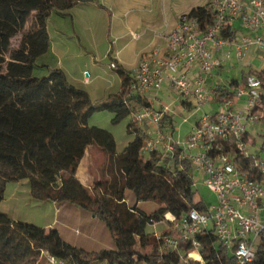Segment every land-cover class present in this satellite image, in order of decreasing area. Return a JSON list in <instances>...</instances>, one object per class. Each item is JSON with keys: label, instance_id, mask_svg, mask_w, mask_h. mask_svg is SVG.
Here are the masks:
<instances>
[{"label": "trees", "instance_id": "trees-1", "mask_svg": "<svg viewBox=\"0 0 264 264\" xmlns=\"http://www.w3.org/2000/svg\"><path fill=\"white\" fill-rule=\"evenodd\" d=\"M81 1L89 0H0V200L5 181L28 178L34 196L72 201L100 218L111 232L115 246L85 250L64 240L56 227L46 229L34 223L13 220L0 211V264H31L29 260L42 248L89 264L102 257L121 264H182L177 252L158 250L155 236L148 234L145 226L148 222L160 220L166 212L180 216L191 208H206V201L194 200L192 163L181 156L179 147L172 152L153 150L143 153L145 131L131 120L127 129L133 138L122 153L115 155L113 134L88 123V118L96 110L111 111V122L117 123L131 110L151 104L139 94L126 98L131 75L116 65L122 79L121 90L93 102L86 90L70 83L59 67L51 68L46 75L32 74L36 56L48 47L46 20L49 13L54 9L63 11ZM33 11L31 27L22 35L18 48H11L12 37L23 28ZM189 13L199 16L202 26L211 21V13H207L203 5L192 8ZM222 33L229 37L235 34V30L228 24ZM6 55L11 60L27 61L24 63L25 72L16 74L9 66L5 73H1ZM250 72L260 78L264 92V66L250 68ZM248 75L231 76L225 82L218 81L209 86L211 99L221 104L246 83ZM262 97L264 99V93ZM163 120L173 133V118L168 111ZM261 122L264 124V115ZM89 143L99 145L117 159L116 179H100L91 186L79 180L76 168ZM53 144L61 158L58 187L34 173L36 170L43 174L49 169ZM225 150L238 164H246L251 159L244 157L234 145L226 144ZM127 189L133 191L137 200L152 199L159 207L147 214L129 204L125 199ZM197 237L202 242L199 251L202 261L190 260V264H236L232 253L219 243L212 229L199 233ZM179 248L192 251L189 242L181 241ZM190 256L197 257L194 252ZM245 264H264V232L259 237L254 258Z\"/></svg>", "mask_w": 264, "mask_h": 264}, {"label": "built area", "instance_id": "built-area-1", "mask_svg": "<svg viewBox=\"0 0 264 264\" xmlns=\"http://www.w3.org/2000/svg\"><path fill=\"white\" fill-rule=\"evenodd\" d=\"M203 7L211 13V21L204 26L199 16L188 12L180 15L173 28L160 31L165 42L163 53L138 61L125 94L126 98L136 94L145 97L161 89L167 80L183 98H193L196 110H202L183 139H175L164 127L167 106L157 109L146 104L130 112L131 121L146 134L141 150L172 152L179 147L181 156L201 172L203 182L216 196L202 210L191 208L180 216L166 212L158 221H164L167 228L153 232L158 250L177 252L182 264L202 261V242L197 235L212 229L219 243L232 253L235 263L245 264L254 258L264 232V157L243 148L248 138L246 124H253L264 115L260 78L249 74L246 83L216 110L206 111L203 107L211 99L209 79L220 63L215 51L229 47L240 61L250 46L264 51V0H210ZM233 19H239L245 32L224 36L222 32ZM110 65L115 67L113 61ZM226 144L236 146L244 157L251 159L238 164L225 150ZM181 241L189 242L192 251L179 248ZM40 252L47 264H89L58 256L46 248ZM192 252L197 257H191ZM91 264L121 263L102 257Z\"/></svg>", "mask_w": 264, "mask_h": 264}, {"label": "crops", "instance_id": "crops-1", "mask_svg": "<svg viewBox=\"0 0 264 264\" xmlns=\"http://www.w3.org/2000/svg\"><path fill=\"white\" fill-rule=\"evenodd\" d=\"M208 1L210 0H89L77 2L63 11L54 9L49 13L46 20L48 47L46 51L36 56L33 62L32 74L37 76L46 75L51 68L59 67L64 71L70 83L86 90L93 102L106 99L110 94L117 93L122 88V79L116 70V65H120L131 75L133 68L142 57L163 53L165 42L163 37L159 34L160 31L173 28L181 14L188 13L192 8L203 5ZM229 23L231 29L235 30V33L245 32L239 19L230 20ZM258 50L259 48L250 46L244 57L245 63L249 64L253 61L257 56ZM227 53H229V55H227ZM214 55L219 59L220 63L213 70V74L209 79V86L214 85L218 81L225 82L226 79L222 77L225 61H231L232 58L236 60L233 49H229V47H224L221 50L215 51ZM99 59H107L109 61L108 66H110L111 70L116 72L118 78L116 79L113 77L112 73H109L112 78H114L113 81L106 82L102 86V94L93 98L92 91H94L96 87L90 85L91 79L88 77L83 79L79 76V73L85 69L84 67L86 65L97 64ZM111 61L115 63V67L110 65ZM35 67L43 68L45 72L43 74H35ZM94 76H99V72H96ZM172 91L173 89L170 87L168 81L165 80L161 89L145 97L157 109H161L163 106L168 107L167 111L173 118L176 130V114H179L183 109H189L192 106L190 100L193 98H182L180 105L171 107L169 104L170 102L168 103L167 101L172 97ZM208 104L213 107L206 111H214L219 105L212 99H210ZM128 117L129 119L124 126V130L128 136L126 137L122 150L117 151L116 149L115 155L122 153L125 146L133 138V134L127 129L128 121L131 120L130 114ZM198 117L199 115H196L190 122L187 134L192 129ZM185 119L186 118L183 117V120ZM163 122L165 129L170 132L166 122L164 120ZM89 124H93V122ZM175 130L171 133L173 137ZM110 132L113 134L116 141L115 134L112 131ZM101 150L99 145L89 143L85 147L84 154L77 165L76 175L79 180L87 186H91L100 179L110 181L111 179H109V176H111L113 172H117V170H113L111 159L114 157L107 154L105 157L100 155V157L107 159V163L103 168V177L96 175L97 168H95V173H91L92 161L94 163L95 158L97 159V155H99V153L101 154ZM21 181H25V183L28 182V185L21 186H24L27 191H31L28 178L5 181L3 191L9 189V195H12L14 191H17L18 185L8 184H12L13 182H20L21 184ZM59 184L56 185V187H58ZM5 198L6 197L3 195L0 203ZM43 199L51 201L55 210H57L56 218L43 225H36L46 229L48 227L57 228L58 221H56V219L58 220V213L61 211V208L56 206L57 202L53 199ZM125 199L127 201L126 195ZM66 204L68 205L69 203ZM82 210L83 208L79 206L78 212L80 216L78 223L85 227L88 236L86 237L87 240L85 242H82V240L80 241V232L78 230H76L78 235H72V233L67 235L58 227L57 229L61 237L69 243L82 247L83 249L93 250L98 247H105L102 242L98 243L92 240L98 229L104 237L107 236V229L101 225L102 223L97 219L98 217L93 214L89 215L88 213H84ZM0 211L5 212L13 220L25 221L18 219L16 214H14L8 206L0 208ZM69 230L72 232L71 229ZM86 243L90 245V248L85 246Z\"/></svg>", "mask_w": 264, "mask_h": 264}, {"label": "rangeland", "instance_id": "rangeland-1", "mask_svg": "<svg viewBox=\"0 0 264 264\" xmlns=\"http://www.w3.org/2000/svg\"><path fill=\"white\" fill-rule=\"evenodd\" d=\"M35 12H31V14L28 16L27 21L25 22L23 28H21L11 39V48H18L20 39L22 35L31 27L32 21L34 19ZM24 63H28L27 61L15 59L11 60L8 55H6V63L4 65V68L1 73H5L6 70L9 69L13 71L16 74H23L24 71ZM109 65V61L107 59H99L97 64H88L86 65L83 71H80L79 76L81 78L88 77L91 79L90 85L93 87H96L94 91H92L93 98H96L100 96L102 86L106 82H112L114 78L109 73H112L113 77L116 79L118 78L115 71L111 70ZM264 66V51L263 49L258 50L257 56L254 58L253 61H251L249 64L245 63L244 59L242 61L231 59V61H225L224 69L222 71L223 75L222 77L226 80L229 79L231 76H237L240 77L242 73L245 75L250 74V68L259 69ZM33 70V69H32ZM45 70L43 68L35 67L34 73L35 74H43ZM96 72H99V76H94ZM252 74V73H251ZM84 86V85H83ZM182 96L178 94L175 90L172 91V97L168 99V103L171 107L177 106L181 104ZM173 101V102H171ZM192 103V106L189 109H183L179 114H176V122H177V128L174 132V138L176 139H183L185 138L187 131L190 127V122L193 120V118L196 115H200L202 110H196L194 107V100H190ZM239 105L242 103L241 101L238 102ZM213 106H210L208 103L204 105L203 110H208L209 108H212ZM112 116V112L103 109V110H96L94 111L90 117L88 118L89 123L93 122V124L98 125L103 128H107L108 130L112 131L115 134L116 137V149L117 151H121L123 148V144L126 140V137L128 134L124 130V126L126 121L129 119L128 115L125 116L122 120H120L117 123H112L110 121V118ZM183 117L186 119L183 120ZM247 134L248 138L247 141L244 143L243 148L247 149V151L252 155H259L261 157H264V124L261 122V118L253 123H247ZM52 154L50 158V164L49 169L44 172L43 174L34 170V173L39 178L43 177L46 181H51L50 185H53L56 187L60 183V177H59V168L61 166V158L60 154L58 152V149L55 147V144L52 146ZM101 154L97 155V159L95 158V161L91 165V173H95V168H97L96 175L103 177V168L107 163V159L103 158L108 153L101 147ZM144 153L145 151L142 150ZM103 156V157H100ZM112 160L113 163V170H117V164L118 161L115 159V157ZM117 174V172H116ZM192 177L195 181L194 185V200L202 199L206 202H214L216 200L215 194L205 185L203 182V176L201 175V172L196 169L195 167L192 168ZM109 179H116L115 172L112 173L111 176H109ZM27 181V180H26ZM8 185H18L17 191H14L12 195L10 194L9 189L6 191H3V195L6 197L1 203L0 208H4L5 206H8L14 214H16L18 219L25 220L30 223H35L38 225H43L46 222H49L56 218V211L53 204L50 200H45L43 198H39L34 196L31 191H27L24 186L21 185H28V182L25 183V181H21ZM49 183V182H48ZM2 184V178L0 176V186ZM20 185V186H19ZM27 192V193H26ZM126 198L127 202L131 205H136L140 210L146 212L147 214H150L152 211L157 209L159 207V204L152 199H143V200H137L135 197V194L133 191L127 189L126 190ZM56 206L58 208H61V211L58 213V221L57 228H61L62 232L67 235H78V230L80 232V241L85 242L87 239V231L85 227L79 225V206L75 204L72 201L66 200V199H58ZM66 203H69L68 205ZM72 205V206H69ZM84 213H88L91 215L87 210H82ZM101 225L107 229V236H103L99 231L95 233L93 236L92 241H96L98 243L102 242L105 246V248H113L115 246L114 239L107 228L106 224L100 219ZM55 222V221H54ZM167 228V225L164 221H155V222H148L145 226V231L148 234H152L153 232H162ZM72 232H70V230ZM100 233V234H99ZM85 246H88L87 243ZM87 248V247H86ZM100 247L93 250H99ZM85 250H91V249H85ZM31 264H47L45 257L39 252L37 255L32 257V259L29 260Z\"/></svg>", "mask_w": 264, "mask_h": 264}, {"label": "bare ground", "instance_id": "bare-ground-1", "mask_svg": "<svg viewBox=\"0 0 264 264\" xmlns=\"http://www.w3.org/2000/svg\"><path fill=\"white\" fill-rule=\"evenodd\" d=\"M192 253H193V252H192ZM192 253H191V254H192Z\"/></svg>", "mask_w": 264, "mask_h": 264}]
</instances>
